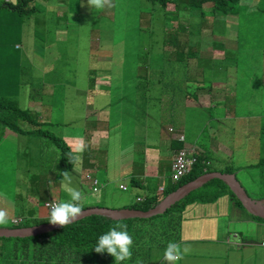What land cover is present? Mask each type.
I'll list each match as a JSON object with an SVG mask.
<instances>
[{
	"label": "rangeland",
	"instance_id": "374dc122",
	"mask_svg": "<svg viewBox=\"0 0 264 264\" xmlns=\"http://www.w3.org/2000/svg\"><path fill=\"white\" fill-rule=\"evenodd\" d=\"M112 4L97 10L87 0H0V99L8 107L18 106L36 116L33 123L20 121L21 127L33 130L26 137L8 126L0 127V210L8 214V222L0 227H9L20 217L47 222L46 202L69 199L60 183L64 171L70 172L72 186L85 194L82 207L95 203L116 209L131 206L137 202L131 195V181L126 182L128 191L118 181L112 188L94 192L88 185L90 170L83 174L80 160L75 170L67 168L68 156L80 157L85 146L110 154L122 148L127 154L137 151L141 155L138 150L148 134L150 151L157 155L152 161L158 160L167 169L160 148L168 145L169 136L162 138L160 131L170 123L184 128L186 142L207 149L218 160L244 166L237 172L239 181L251 196H264V167L258 165L264 145L260 131L264 126V0H240L237 15H215L209 2L201 9L181 4L177 18L149 0H112ZM32 6L39 10L25 11ZM61 11H66L65 17ZM234 24L240 35L239 50L233 54L238 72L232 103L237 106L194 107L188 92L200 93L206 60L188 51L178 59L164 40L178 25L188 27L178 33L180 40L190 36L206 44L211 37L200 27L207 25L216 26L215 34L226 26L225 38H235ZM189 60L194 61L191 74L186 66ZM171 72L177 78L164 80L172 78ZM125 106L132 110L126 115ZM95 108H108L109 121L84 128L86 110ZM121 115L126 120L114 127ZM46 132L50 133L43 137ZM60 139L69 150L61 148ZM81 145L83 150L78 151ZM224 166L217 163L214 168ZM171 174L169 168L167 181ZM155 182L151 189L158 188ZM221 190L222 185L216 184L205 194ZM222 196L202 206L214 210ZM218 217L229 224L226 214L219 211ZM3 251L12 253L9 247Z\"/></svg>",
	"mask_w": 264,
	"mask_h": 264
},
{
	"label": "crops",
	"instance_id": "0c3cea01",
	"mask_svg": "<svg viewBox=\"0 0 264 264\" xmlns=\"http://www.w3.org/2000/svg\"><path fill=\"white\" fill-rule=\"evenodd\" d=\"M234 25L235 38H225L223 33L226 29L225 26L217 30L215 36L218 41L215 44L208 40L201 48L190 51L194 56L203 55L207 63L204 72L205 83L201 85L200 93L194 96L188 92L194 107L218 109L221 104L237 106L232 103V99L235 97L234 88L238 72L237 60L233 54L239 50L240 35L238 33L239 26ZM215 30L216 26L214 25L200 27V31L206 33V37H210ZM193 65L194 61L189 60L188 65H186L189 74H191ZM170 75L172 78L167 79L165 77L164 80L170 82L178 76L175 72H171ZM107 111L108 108L87 109L85 120L88 124L84 128H95L99 127L100 124L105 125L110 118ZM128 111L132 110L130 107L125 106L124 114L126 115ZM125 115H121L120 120L116 121L113 126H121L126 120ZM106 127L111 128L110 125ZM171 127L174 128V131L170 130ZM260 131L264 135L263 124L260 126ZM178 134H184V141H179L175 137ZM160 135L162 138L165 135L169 136L168 145L160 148V155L167 158V166L171 169L173 168L175 154L183 147L191 149L196 154L209 152L205 148L186 142L187 137L182 126L170 123L168 129L163 128L160 131ZM138 151L141 152V155H137V151L127 154L122 148H117L115 153L110 154L98 147L88 149L85 146V150L81 153L79 159L83 167L81 171L84 174L90 170L92 176L99 181L100 188L96 192L112 188L117 185L118 181L126 186L124 189L121 185V189L128 191L127 180L132 183L131 195L136 197V200L146 198L149 193L161 192V187H166L171 182V177L169 181L165 177L169 168L166 169L156 159L152 161L151 158H156L157 155L150 151L148 134L142 141L141 149ZM143 156H147V158H143ZM263 157L264 152L261 155V158ZM93 165H97L99 168L97 170L92 169ZM72 166L71 163L68 168ZM155 181H157L158 188L151 189V186L156 183ZM88 185L90 187L92 183ZM147 189H149L148 193H146ZM222 195L214 210L209 209L206 211L207 207L202 206L206 203L199 202H194L186 207L183 213L181 239L177 242L181 247L183 258L178 260L177 264H264V218L261 219L259 216L250 213L226 192ZM257 199H264V196ZM52 200L60 202L59 198H53ZM122 207L127 206L123 205ZM219 211L227 215L229 224L220 221ZM250 226L256 230L251 229L249 231L248 227ZM232 229H235V231H232ZM184 249H187V252H184Z\"/></svg>",
	"mask_w": 264,
	"mask_h": 264
},
{
	"label": "trees",
	"instance_id": "16d2710c",
	"mask_svg": "<svg viewBox=\"0 0 264 264\" xmlns=\"http://www.w3.org/2000/svg\"><path fill=\"white\" fill-rule=\"evenodd\" d=\"M22 1L23 0H20V3ZM149 1L161 6L165 12L175 14V18H177V14L182 7L181 4L187 7L201 9L204 3L209 2L213 4V13H216L215 15H220L236 13L237 4L240 2V0ZM169 5L173 6V10H169ZM38 10L39 8L37 6L25 9L26 12L32 13ZM64 15L66 16V11H61L60 16ZM187 30L188 27L178 25L176 31L170 30V35L164 40L165 45L173 49L178 59H183L186 51L190 52L193 49L201 48V46L205 44H202L200 39L192 41L190 36H188L186 40H180L178 33H185ZM163 32H166V30L163 29ZM172 33H176L177 35L174 34V36L176 35L174 37ZM215 35L216 34L212 32L210 36V41L213 44L218 41ZM180 37L183 38L182 35H180ZM188 62L189 61H187L186 65H188ZM9 107L6 100L0 99V127L8 126V128L17 132L20 137H26L27 134L32 133L33 130L31 131L21 127L20 121H27L29 123L36 122L35 114L30 110H21L18 106ZM49 133L50 132H46L43 137L47 136ZM57 141H61L60 146L62 149L63 147L65 150L70 149L62 139ZM196 158L197 160L191 174L182 178L180 181H171L162 192L156 191L149 193L143 201H137L129 207L142 210L151 209L158 205L170 192L202 174L210 171L237 174V172L244 167L237 166L234 162H229L227 160H218L214 158L210 152L197 153ZM217 163L225 164L224 168H214V165ZM259 165L264 166V158L260 161ZM246 167L252 168L255 167V165H246ZM216 184L222 185L221 192L218 191L219 193L206 195L205 192L208 191V188H213ZM224 192L229 194L231 198L233 197L237 203L243 206L242 202L229 188L227 183L219 178H215L202 187L192 191L164 213L149 218L135 217L116 220L104 215L93 214L70 223L65 228H58L40 235L28 237H0V264H115L114 257L107 253L98 254L95 252L94 247L98 237L117 224H127V230L134 242L132 246V258L130 260H125L122 264H166V262L163 261L164 250L169 242L177 243L181 239L183 213L186 207L194 202H213L222 196ZM94 206L102 205L95 203L82 207V209ZM21 222L19 224L13 223L9 227L40 224V222H31L29 220ZM5 247H9V251L12 250L11 255L4 254L3 248Z\"/></svg>",
	"mask_w": 264,
	"mask_h": 264
},
{
	"label": "clouds",
	"instance_id": "9594fccd",
	"mask_svg": "<svg viewBox=\"0 0 264 264\" xmlns=\"http://www.w3.org/2000/svg\"><path fill=\"white\" fill-rule=\"evenodd\" d=\"M11 2L15 3V0H11ZM87 5L90 6L91 8L97 9V10L104 9L105 7L110 8L113 6L112 0H87ZM171 128H173V127H171ZM171 128H170V130H171ZM171 131H174V128ZM263 133H264V131H263ZM180 135H182V134H178L175 137L179 141H184V139L181 140L179 138ZM184 138H185V136H184ZM183 148H185V147H183ZM82 150H83V145H81V147L78 151H82ZM262 152H264V145H262ZM195 155H196V153H195ZM263 158H261L260 161ZM68 159L74 166L73 170H75V164L80 159L79 155H71L70 154L68 156ZM174 159H175V157H174ZM260 161H259V163H260ZM259 163H258V165H259ZM173 165H174V163H173ZM259 166H263V165H259ZM172 173H173V168H172ZM60 175L62 176V179L60 180L61 186H62L64 192L68 195L69 199L66 201H60V202L58 200L47 201V202H51L50 208L46 205L50 210V215H49L47 222H49L52 227L65 228L67 225L78 220L80 217H82L84 215V212H83V209L81 206V201L84 199L85 194L81 190H79L78 188L72 186V176H71L70 172L64 171V172L60 173ZM89 176H91L92 179H96L92 175H89ZM89 176H88V178H89ZM170 177H171V181H174L172 179V174L170 175ZM92 179H90V181L92 183V189L94 192H96L94 190L95 185H94ZM174 182H177V181H174ZM122 186H124V185H122ZM97 187L99 190L100 184H99L98 180H97ZM125 188H126V186H125ZM165 188L166 187H163V189H162V187H161V192ZM144 199L145 198H138L137 201H143ZM20 218L22 219V217H20ZM7 222H8L7 212L4 210H0V225L6 224ZM19 223L20 222H18L17 224H19ZM127 229H128L127 224H117L116 226L111 227L107 232L101 234L96 241V245L94 247L95 252L98 254H104V253L109 254L110 256L115 258V264H122V262H124L125 260H130L132 258V255H133L132 246H133L134 242H133L132 236L129 234ZM184 252H187V249H184ZM182 258H183V256H182V251H181L180 245L176 242H169L167 244L165 250H164L163 261H165L166 264H177V261L182 259Z\"/></svg>",
	"mask_w": 264,
	"mask_h": 264
},
{
	"label": "water",
	"instance_id": "95a60500",
	"mask_svg": "<svg viewBox=\"0 0 264 264\" xmlns=\"http://www.w3.org/2000/svg\"><path fill=\"white\" fill-rule=\"evenodd\" d=\"M215 178H219L226 182L229 188L235 193L238 199L242 202L243 206L250 213L255 216L264 218V199H257L251 197L247 192L246 188L239 181L236 173L210 171L179 186L176 190L166 195L158 205L152 207L151 209L142 210L129 207L116 209L109 207L94 206L83 209L84 215L78 220L93 214L104 215L116 220L135 217L149 218L157 214L164 213L167 209L172 207L176 202L185 198L192 191L202 187L204 184ZM55 229L58 228L52 227L49 222H44L31 226L0 227V237L35 236L53 231Z\"/></svg>",
	"mask_w": 264,
	"mask_h": 264
},
{
	"label": "built area",
	"instance_id": "2783aa9c",
	"mask_svg": "<svg viewBox=\"0 0 264 264\" xmlns=\"http://www.w3.org/2000/svg\"><path fill=\"white\" fill-rule=\"evenodd\" d=\"M171 130H173V128H171ZM179 138L181 140L184 139V135H180ZM197 158L195 153L189 149V148H182L180 149L177 154L175 155V159H174V165H173V173H172V179L174 181H179L182 178H184L185 176H187L188 174H190L194 168V164L196 162ZM89 179H92L91 176H89ZM93 183H94V190L97 191L98 187H97V180L96 179H92ZM123 188H125V186H122ZM163 189V187H162ZM50 204L51 202H47L46 205L50 208ZM22 219L21 218H17L14 219V223H18L21 222Z\"/></svg>",
	"mask_w": 264,
	"mask_h": 264
}]
</instances>
